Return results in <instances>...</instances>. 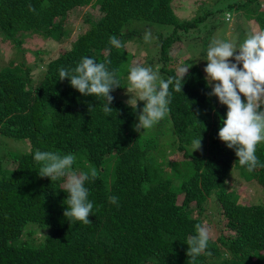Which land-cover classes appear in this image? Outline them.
<instances>
[{"label": "trees", "instance_id": "obj_1", "mask_svg": "<svg viewBox=\"0 0 264 264\" xmlns=\"http://www.w3.org/2000/svg\"><path fill=\"white\" fill-rule=\"evenodd\" d=\"M200 2L193 0L203 8ZM261 2L226 0L212 13L225 15L236 8L253 28L264 29ZM29 3L36 12L28 10ZM174 3L0 0V47L11 51L22 50L26 35L58 45L68 38L72 10L77 9L73 18L83 11L88 17L81 31L43 70L40 62L33 73L32 62L25 59L0 68V135L30 143L25 153H6L14 168L2 169L0 159V264H264V205L244 202V191H240L254 183L264 189V167L248 172L239 165L234 150L218 139L227 108L208 95L211 87L200 64L188 59L179 67L190 66L181 93L170 86L169 115L144 131L135 128L142 109L134 111L113 99L109 105L113 112L105 114L102 98L81 95L68 79L60 80L59 69H74L82 57L110 60L109 70L120 82L111 93L114 97L123 89L129 68L124 51L110 45L109 37L115 35L121 42L132 38L137 33L135 24L171 28L168 37L159 36L157 63L161 65L157 69L165 80L179 78L173 67L176 46L182 35L197 34L201 24L205 29V19L180 20ZM207 28L208 35L217 29ZM9 49L4 50L5 57ZM32 73L39 77L36 85ZM199 135L202 154L194 155L189 149ZM169 148L177 150V160L168 156ZM36 150L74 154L72 170L77 173L88 171L89 166L97 170V178L86 184L94 204L91 224L70 223L63 216L64 180L39 177ZM256 155L264 165V142L257 145ZM231 169L237 171L233 181L246 185L233 186L227 180ZM113 195L119 197L118 205L109 203ZM209 201L216 205L209 215H216L219 233L208 242L210 254L193 261L186 255L187 239L196 234L197 223L204 224L200 215L208 210Z\"/></svg>", "mask_w": 264, "mask_h": 264}, {"label": "clouds", "instance_id": "obj_2", "mask_svg": "<svg viewBox=\"0 0 264 264\" xmlns=\"http://www.w3.org/2000/svg\"><path fill=\"white\" fill-rule=\"evenodd\" d=\"M28 10L36 12L35 7L29 3ZM225 18L232 22L231 12L225 13ZM151 38L146 31L145 41ZM109 44L114 47H123L122 42L115 36L109 37ZM207 66L204 68L205 79L211 87L209 96H215L220 105L226 106V118L218 132V139L228 149L234 150L240 166L246 167L248 172L254 171L260 164L256 155L257 145L264 142V29L257 28L253 34L248 35L238 46L230 41H214L207 50ZM110 60L97 62L90 57H82L74 69L61 67L60 80L68 79L72 88L81 95L102 98L105 103L102 111L110 114L113 109L109 106L114 97L111 93L120 82L116 73L109 70ZM190 66L179 69V78L169 77L163 79L158 69L151 66H132L128 73L131 94L126 101L134 111L138 102H144L135 125L137 131L152 129L170 113L172 92L181 93L183 78ZM242 97L244 98L242 100ZM94 110L89 107V111ZM202 137L192 141L193 151L201 148ZM192 151V152H193ZM76 156L72 153L61 155L53 151L36 150L34 160L41 166L39 177L49 178L50 181L63 179V189L67 193L64 201L66 210L63 216L70 223L80 222L91 224L89 216L94 207L89 199V188L86 184L97 178V170L89 166L88 171L77 173L73 171ZM109 203L119 204V197H109ZM195 235L187 239L188 250L186 255L195 260L199 255L207 252L211 229L205 224L197 223Z\"/></svg>", "mask_w": 264, "mask_h": 264}, {"label": "rangeland", "instance_id": "obj_3", "mask_svg": "<svg viewBox=\"0 0 264 264\" xmlns=\"http://www.w3.org/2000/svg\"><path fill=\"white\" fill-rule=\"evenodd\" d=\"M200 1V4L203 6V8L201 6L198 7L199 2L196 5L193 4V0H175L173 8L176 16L179 17L180 20H188L196 17H199V19H205V29L202 28L201 24L199 26V29L197 30V34L195 32H192L194 34H190L189 36H181L182 41H180V44L176 46V52H174V56L177 57V61L173 67L176 68L177 72H179V67L182 66L185 61L190 59L191 62H195L196 65L200 64L201 70L206 76L204 68L207 66V48H209V46L214 41H230L238 46L248 35L253 34L256 29L253 28L245 20V18L243 17L244 12L237 10L236 8H232L229 11L234 17V20L232 22H229L223 14L217 16L212 13L216 12V9L222 6L220 3L225 2L226 0ZM199 8L200 11L197 15L196 12L199 10ZM76 10L77 9L72 10L69 13V16L72 18L70 19V23L68 25L69 35L66 40L62 39L61 42H59L57 45V42L51 39H48L45 43L41 39V37L37 35H26L24 37L23 45L21 46L22 50L20 51H16V49L11 51L9 47H0V68L5 66V64H7L8 62L13 61L14 63H19L23 59H25L27 63L32 62L31 68L33 69V73H36L37 65H39L40 62H42L40 69L43 70L44 65L50 59L57 55V52L60 51L61 47L68 45L71 39L76 36V33L78 34L81 31V27L84 26V21L88 18L85 17L86 12L83 11L78 18H73V16L77 12ZM260 10H264V2L260 3ZM206 12L208 14L207 17L205 16ZM221 12L222 11H220V13ZM226 13H228V11ZM93 14L97 15L96 10H93ZM93 14H90V16H94ZM208 26L217 27V29L213 33L214 36L212 40L210 39L213 34L208 35V33H210L208 32L210 30L209 28H207ZM134 28L137 30V33L135 32L132 38H127L126 40L122 41L123 47H120L124 51L127 58L126 65L129 69L125 67L126 70H130V68L135 65L151 66L153 70H157V68L161 65L160 62L157 63L160 56L161 45L159 42V36H162V38L168 37L172 33L171 28L157 24H135ZM146 31L151 33V38L147 41H145L144 39ZM216 32L219 33L215 34ZM5 49L10 50L9 54L6 57L4 51ZM37 51L42 54H36L35 52ZM128 73L126 74V77L123 81V89L114 94V99H116L117 101H122L124 103H126L131 95L127 93L126 89L130 87L129 81L127 79ZM33 76L34 78L32 82L36 85L39 81V77L35 74H33ZM243 99L244 98L242 97V100ZM143 104L144 102H138L137 109H142L141 105ZM28 149H30V143L28 142V140H13L0 135V159L2 169L14 168V164L11 162L9 155L5 156L6 153L10 152L13 153V155H20L27 152ZM189 151L194 155L202 154L200 149L196 151H193V149H189ZM166 153L168 154V156L173 155L172 158H175L176 160L179 157L177 150L171 152V149L169 148L167 149ZM236 175L237 171L231 169L227 180L234 182L235 184L233 186L239 185V187H241L246 185L245 182H242V184H240L239 180L237 182L233 181L235 180V178H237ZM240 191H244L241 193V199L244 202L251 205H264V189L258 184L254 183V185L247 186L246 188H241ZM205 207L208 210H204L200 216L204 219L203 223L211 229L209 240L213 241L218 236L219 227L216 224V215L212 214V216L210 217L209 212L212 213L213 209L215 212L216 205H214L212 201H209ZM193 214L194 216L197 215L196 213Z\"/></svg>", "mask_w": 264, "mask_h": 264}]
</instances>
